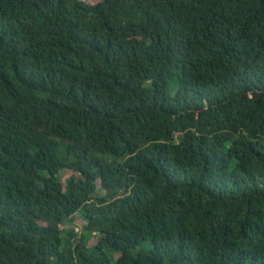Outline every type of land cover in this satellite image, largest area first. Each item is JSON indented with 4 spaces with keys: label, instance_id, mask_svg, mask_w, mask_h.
<instances>
[{
    "label": "trees",
    "instance_id": "16d2710c",
    "mask_svg": "<svg viewBox=\"0 0 264 264\" xmlns=\"http://www.w3.org/2000/svg\"><path fill=\"white\" fill-rule=\"evenodd\" d=\"M0 264H264V0H0Z\"/></svg>",
    "mask_w": 264,
    "mask_h": 264
},
{
    "label": "rangeland",
    "instance_id": "374dc122",
    "mask_svg": "<svg viewBox=\"0 0 264 264\" xmlns=\"http://www.w3.org/2000/svg\"><path fill=\"white\" fill-rule=\"evenodd\" d=\"M82 1L86 2L87 4H94L99 0H82ZM71 174L73 173L70 170H62L60 173L61 181L64 182ZM100 193L102 194L103 192L100 191ZM83 224H84L83 219L81 218V213L79 212L77 215H75L73 224H66L64 228H69L73 226L74 228H77L80 231Z\"/></svg>",
    "mask_w": 264,
    "mask_h": 264
},
{
    "label": "built area",
    "instance_id": "2783aa9c",
    "mask_svg": "<svg viewBox=\"0 0 264 264\" xmlns=\"http://www.w3.org/2000/svg\"><path fill=\"white\" fill-rule=\"evenodd\" d=\"M76 230H78L77 228H75Z\"/></svg>",
    "mask_w": 264,
    "mask_h": 264
}]
</instances>
